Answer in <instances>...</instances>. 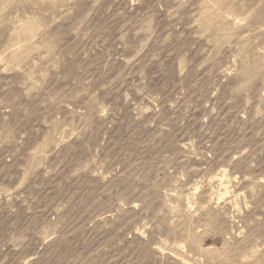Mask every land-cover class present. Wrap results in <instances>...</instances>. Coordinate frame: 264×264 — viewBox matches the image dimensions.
I'll list each match as a JSON object with an SVG mask.
<instances>
[{
    "label": "rangeland",
    "instance_id": "374dc122",
    "mask_svg": "<svg viewBox=\"0 0 264 264\" xmlns=\"http://www.w3.org/2000/svg\"><path fill=\"white\" fill-rule=\"evenodd\" d=\"M0 264H264V0H0Z\"/></svg>",
    "mask_w": 264,
    "mask_h": 264
}]
</instances>
